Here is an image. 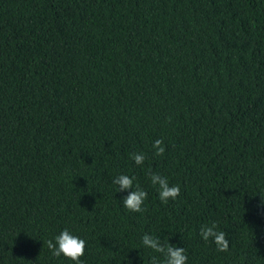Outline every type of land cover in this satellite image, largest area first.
<instances>
[{
	"label": "trees",
	"instance_id": "trees-1",
	"mask_svg": "<svg viewBox=\"0 0 264 264\" xmlns=\"http://www.w3.org/2000/svg\"><path fill=\"white\" fill-rule=\"evenodd\" d=\"M0 264H264V0H0Z\"/></svg>",
	"mask_w": 264,
	"mask_h": 264
}]
</instances>
